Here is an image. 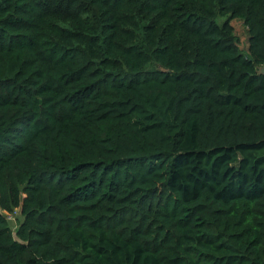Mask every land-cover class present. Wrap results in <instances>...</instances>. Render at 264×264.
Listing matches in <instances>:
<instances>
[{"label": "trees", "instance_id": "16d2710c", "mask_svg": "<svg viewBox=\"0 0 264 264\" xmlns=\"http://www.w3.org/2000/svg\"><path fill=\"white\" fill-rule=\"evenodd\" d=\"M261 68L264 0H0V264H264Z\"/></svg>", "mask_w": 264, "mask_h": 264}, {"label": "rangeland", "instance_id": "374dc122", "mask_svg": "<svg viewBox=\"0 0 264 264\" xmlns=\"http://www.w3.org/2000/svg\"><path fill=\"white\" fill-rule=\"evenodd\" d=\"M231 24L233 25V29H234L235 34L238 36L239 49L241 51H246V47H247L246 26L243 24V22L239 18H233L231 20ZM4 213H6L7 215H10L9 217H7V219L10 221L9 222L10 227H11L12 232L14 233L16 231L17 226H18V222L21 220V216L19 215L17 209H15L12 213H7V212H4Z\"/></svg>", "mask_w": 264, "mask_h": 264}, {"label": "water", "instance_id": "95a60500", "mask_svg": "<svg viewBox=\"0 0 264 264\" xmlns=\"http://www.w3.org/2000/svg\"><path fill=\"white\" fill-rule=\"evenodd\" d=\"M261 72L264 74V68H261Z\"/></svg>", "mask_w": 264, "mask_h": 264}, {"label": "built area", "instance_id": "2783aa9c", "mask_svg": "<svg viewBox=\"0 0 264 264\" xmlns=\"http://www.w3.org/2000/svg\"><path fill=\"white\" fill-rule=\"evenodd\" d=\"M10 215H7V217H9Z\"/></svg>", "mask_w": 264, "mask_h": 264}]
</instances>
